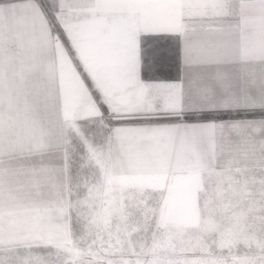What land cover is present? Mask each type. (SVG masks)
<instances>
[{"label":"snow or ice","instance_id":"obj_1","mask_svg":"<svg viewBox=\"0 0 264 264\" xmlns=\"http://www.w3.org/2000/svg\"><path fill=\"white\" fill-rule=\"evenodd\" d=\"M0 264H264V0H0Z\"/></svg>","mask_w":264,"mask_h":264}]
</instances>
